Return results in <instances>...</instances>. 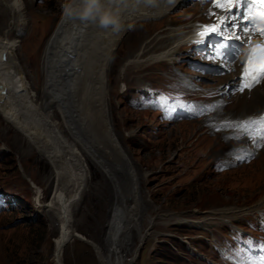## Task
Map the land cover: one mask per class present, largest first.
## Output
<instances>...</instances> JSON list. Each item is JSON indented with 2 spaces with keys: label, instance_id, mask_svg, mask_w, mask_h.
Instances as JSON below:
<instances>
[{
  "label": "rangeland",
  "instance_id": "obj_1",
  "mask_svg": "<svg viewBox=\"0 0 264 264\" xmlns=\"http://www.w3.org/2000/svg\"><path fill=\"white\" fill-rule=\"evenodd\" d=\"M12 1L0 0V35L16 41L9 56L14 61L9 59L16 64L15 71L23 75L30 99L11 92V104L17 108L20 121L37 130L40 138L33 142L0 111V190L4 192L0 264H57L54 238L59 219L56 209L45 203L56 191L72 193L65 182L67 167L83 173L82 190L70 214L73 228L84 237L74 235L67 240L59 257L62 264H201L193 255L188 259L174 255L178 240L173 235L183 232L186 224L195 226L194 222L180 221H211L214 218L210 216H218L213 211L238 209L263 200L264 150L249 163L216 172L213 163L226 155L228 148L220 136L203 131L198 119L159 125L156 109L134 108L127 98L128 89L152 80L157 83L159 73L155 70L159 67L170 70L168 64L145 59L168 50L172 41L181 39L190 30L184 31L182 26L203 17L204 4L187 3L125 28L107 68L106 120L102 113L97 114L95 106L93 121L86 118L78 126L79 133L83 131L80 137L84 146H76L77 165L75 159H69L73 153L66 143L75 142L60 107L46 91L44 57L47 43L65 12L63 5L72 0H20L19 10L9 5ZM186 58L183 55L185 61ZM171 66L173 72L179 67L176 63ZM181 66L184 67L182 63ZM199 74L207 84L225 83L230 78ZM256 90H264V83ZM252 94L233 96L223 114L257 111L261 104L248 103ZM55 149L62 152V157L52 163L45 153ZM58 168L63 180L57 177ZM116 204L131 209L124 218L132 224L120 235L118 262L113 261L115 255L108 249L106 236Z\"/></svg>",
  "mask_w": 264,
  "mask_h": 264
},
{
  "label": "bare ground",
  "instance_id": "obj_2",
  "mask_svg": "<svg viewBox=\"0 0 264 264\" xmlns=\"http://www.w3.org/2000/svg\"><path fill=\"white\" fill-rule=\"evenodd\" d=\"M178 1L179 0H155V4L150 7L141 4L139 6L130 5L126 8H122L121 20L123 26L119 32H112L110 29H102L98 24L93 22H81L75 16H68L64 12L44 52L47 68V80L45 84L47 90H45L50 95V98H52L53 103L60 107L65 125L75 142H66L64 139L73 153L72 158L69 159H75L76 162H74V164L79 165V159H77L79 151L76 146L79 144L84 146L80 137L83 131L79 133L78 126H82L86 118H88V121H93L94 114L92 108L95 106L97 108V114L99 115V113H102V119L106 120L104 85L107 76V68L109 63H111L113 51L122 32H124L125 28L139 19L163 14ZM71 3L78 5L79 0H72ZM105 3L107 4V0H105ZM9 5L14 10H19L22 3L20 0H13ZM191 30L192 28L189 31ZM226 30L239 36L250 35V32L243 31L241 27L233 28L231 25H228ZM189 31L184 33L181 39L172 41L173 46H167L168 50L159 54L150 55L145 60L153 61L163 58L171 60L172 56L177 53L176 51L181 43L187 40ZM15 46V40L8 38L6 35L3 37L0 35V111L7 121L22 131L33 142L37 143L38 138H40L39 132L33 130V128H30L32 130L27 128L23 121H20L17 108L13 103L11 104V92L24 95L30 99L23 75L15 71L16 64L12 62L14 61L13 58L11 59L9 57L13 54ZM174 47H176V49ZM3 53L4 55L5 53L7 54L6 58L1 55ZM220 66L223 67L222 65ZM231 70L232 68L230 67L226 76H232L234 72ZM220 76L225 75H219L218 77ZM230 79L227 82H230ZM257 87L251 91H244L242 94L236 96L252 92L253 94L248 102L249 106L261 104L264 101V90L257 91ZM92 104L94 106H92ZM84 129H86V127H84ZM43 140L45 143L47 142L46 139L43 138ZM86 148H88V146ZM60 154H62V152L57 149L45 153L52 163H55V159L62 157ZM66 169L68 170V175L65 174V176H68V178L66 177L67 180H65V182L68 185L69 191L72 193L64 194L63 192L56 191L53 198L45 203V206L56 209L59 219L58 234L54 238V256L57 264H62L60 254L67 240L71 238L73 234L78 237H84L73 228L70 214L71 205L79 198L80 191L82 190L83 173H81L80 170L76 171L70 167ZM57 170H59V168ZM60 173L62 172L59 170L58 179L62 177ZM129 210L131 209L126 205H114L112 215L107 223L106 236L110 246L108 249L115 255L113 260L115 262L121 260L119 254L116 252L118 251V242L122 239L120 235L126 232L132 225L126 221L128 219L124 218L126 212Z\"/></svg>",
  "mask_w": 264,
  "mask_h": 264
},
{
  "label": "snow or ice",
  "instance_id": "obj_3",
  "mask_svg": "<svg viewBox=\"0 0 264 264\" xmlns=\"http://www.w3.org/2000/svg\"><path fill=\"white\" fill-rule=\"evenodd\" d=\"M213 3L218 7L226 9L227 15L221 21V26L227 27L231 25L233 28H239L242 23L244 25L243 31L253 33L259 32L261 36H264V23L256 24L248 15L253 7H259L262 14H264V0H213ZM241 6H243V15L241 14ZM233 8H235V12L232 11ZM232 17H235V19H232ZM262 19H264V15H262ZM206 28L210 33H215L217 31V26L215 25L206 26ZM201 35H204V33H201ZM250 51L253 55L258 54V59H253V55H250L248 61H246L243 69L245 75L241 77V80L247 78L251 82L238 88L239 91H243L245 88L250 90L259 83L261 79H264V45L257 44L251 47ZM217 54L223 55L219 52ZM260 120L264 122V117H261Z\"/></svg>",
  "mask_w": 264,
  "mask_h": 264
},
{
  "label": "clouds",
  "instance_id": "obj_4",
  "mask_svg": "<svg viewBox=\"0 0 264 264\" xmlns=\"http://www.w3.org/2000/svg\"><path fill=\"white\" fill-rule=\"evenodd\" d=\"M153 6L155 0H79L78 5H63L65 14L75 16L81 22H93L102 29L119 32L122 28L121 9L130 5ZM129 27H132L129 25Z\"/></svg>",
  "mask_w": 264,
  "mask_h": 264
},
{
  "label": "water",
  "instance_id": "obj_5",
  "mask_svg": "<svg viewBox=\"0 0 264 264\" xmlns=\"http://www.w3.org/2000/svg\"><path fill=\"white\" fill-rule=\"evenodd\" d=\"M72 236H74V234H73ZM72 236H71V237H72Z\"/></svg>",
  "mask_w": 264,
  "mask_h": 264
}]
</instances>
